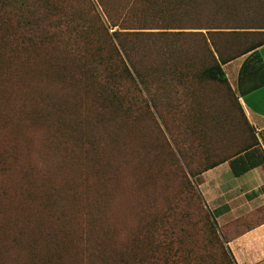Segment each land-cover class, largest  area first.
Here are the masks:
<instances>
[{
  "label": "rangeland",
  "instance_id": "1",
  "mask_svg": "<svg viewBox=\"0 0 264 264\" xmlns=\"http://www.w3.org/2000/svg\"><path fill=\"white\" fill-rule=\"evenodd\" d=\"M60 1L68 10L87 17L84 9L88 7L87 2ZM95 4L99 13L93 9L90 16L93 24L98 25L102 8L97 0ZM258 10L261 12L260 17L264 18V10ZM94 33L101 35L97 27ZM258 38V35L250 34L242 40L250 43ZM225 39L226 50L229 46L232 49V38L225 36ZM125 43L134 57L135 68L132 66V70L136 79H124L120 84V91L122 98L133 94L136 101L131 113L126 111L127 103L119 109L112 126L109 124L113 123L109 121L111 116L103 114L102 105L96 98L98 86H92L86 76L80 81L69 79L72 71L78 67L75 55H68L62 46H57L31 51L28 58L15 57L11 51L13 45L6 37V30L0 25V89L2 92L12 93L11 101H14L15 107L12 111L14 119L7 118L0 124V149L5 155H2V166L0 163V264H6L4 257L10 246L18 248L30 258L25 260V264H88L86 253L77 251V247L80 248L83 243L80 236L74 232L70 234L71 245L64 243L65 252L61 254L60 240H55V234H50L51 231L63 228V225H77L76 228L80 226L82 212L91 210L84 196L80 195L74 202L66 203L69 222L63 224L57 221L48 231L45 226L51 225V218L43 222L36 218L28 221L13 219L18 213L16 202L20 199L19 192L27 184L25 174L32 171L36 173L33 168L45 163L42 162V157L38 161L33 160L34 157L29 159L23 140L17 139H26L27 136L19 130L28 127L31 134L29 141H32L30 146L35 150L40 146L42 136L34 126H26L28 119L34 117L43 126H47L51 137L48 138L50 144L47 141L46 145L54 152V158L71 165L76 164L75 176L82 178L85 176L84 163L91 162L90 156L80 153L81 157L75 152L73 148H78L79 138L76 144L75 136L67 135L70 133L67 128L65 139L68 141L60 142L53 132L59 126L52 123L55 118H64L67 122L65 126L69 127L67 125L76 117L86 115H89L91 125L86 136L92 137L94 133L96 145L101 147L107 140L108 131L118 132L122 147L117 155L131 160L133 170L129 179L133 187L128 198L129 211L132 212L125 223L128 231L110 232V237L129 240L133 237L131 230H138L146 223H164L169 228L175 224L178 229L184 228V231L173 234L169 230L168 235L163 238L168 243V248L163 253L169 256L172 264H232L228 229L215 218L212 198L204 194L200 187L202 173L194 176L189 173V166L192 170H198L204 166L207 158L213 161L232 156L256 139L260 140L258 126L249 120L233 95L237 91L230 81L232 70L226 68L228 63L223 64L229 79L227 84L213 82L203 76V70L213 64L214 59L198 33H187L178 38L171 35H139L132 36L131 41ZM168 54L171 55L170 59L165 57ZM246 56L233 61L242 62ZM49 63L64 65L57 75L66 83L61 89L66 93L63 100L54 104L56 109L60 108L62 111L59 110L53 120L38 110L40 106L36 107L35 103H40L39 99L26 95L24 88L19 91L14 81L16 74L11 70L15 64L23 69H28L27 65L40 69ZM137 70L144 74L150 91L136 74ZM151 89L156 91L151 93ZM11 142L15 146H11ZM32 162L36 164L33 165ZM128 168L129 166H123L122 169ZM49 208L51 209L50 206L45 207L46 210ZM94 212L98 213L97 208ZM106 223L110 224L108 221ZM192 229L196 232L189 233ZM51 236L52 242H49ZM137 236L141 242L161 239L159 235Z\"/></svg>",
  "mask_w": 264,
  "mask_h": 264
},
{
  "label": "trees",
  "instance_id": "2",
  "mask_svg": "<svg viewBox=\"0 0 264 264\" xmlns=\"http://www.w3.org/2000/svg\"><path fill=\"white\" fill-rule=\"evenodd\" d=\"M83 1L88 3V7L84 8L87 17L77 15L74 10H68L60 0H0V25L6 30V37L13 45L11 51L15 57L28 58L31 51L57 46H62L68 55H75L78 67L72 71L69 79L80 81L86 76L92 86H98L96 98L102 105L103 114L111 116L109 121L113 123L109 124L112 126L118 117L119 109L127 103L126 111L131 113L136 101L133 94L122 98L120 91V84L124 79H136L132 70V66L135 68L134 57L125 43L131 41L132 36L154 34L178 38L187 33H198L203 37L204 46L214 59V63L203 70V76L210 81L227 84L229 79L223 64L247 55L238 76L239 93L244 95L264 86V59L259 50L264 46V18L260 17L261 12L258 10H264V0H123L120 3L114 0H97L102 8L98 25L93 24L90 16L93 9L99 13L95 0ZM96 27L100 29L101 35L94 33ZM191 29L198 31H187ZM250 34L258 35L259 38L250 43L242 40ZM225 36L232 38V49L229 46L226 50ZM165 57L170 59L171 55ZM54 59L56 60V57ZM27 66L28 69H23L15 64L11 69L16 74L15 84L19 91L24 88L26 95L39 99L41 102L35 103L36 107L40 106L38 110L53 120L60 110L56 109L54 104L63 100L66 94L61 90L66 83L59 76L60 68H64V65L49 63L40 69ZM136 74L150 91L142 71L137 70ZM153 91L156 90L151 89V93ZM233 95L244 111L238 94L233 92ZM0 97L1 124L7 118L14 119L12 111L15 107L14 101H11V92H2L0 89ZM147 105L149 107V104ZM88 116L76 117L67 125L69 127L65 126L67 122L64 118H55L52 123L48 117L52 124L59 126L56 131L53 129V132L60 142L67 140V128V132L71 133L67 135H74L76 144L79 138L78 148H73L75 152L81 157L80 153L90 156L91 162L84 163L85 176L82 178L75 176L76 164L71 165L67 161L54 158V152L46 145L51 137L47 126H43L34 117L28 119L26 126H34L42 136L41 144L35 150L30 146L32 141H29L31 134L28 127L19 130L27 136L26 139H17L23 140V147L29 159L34 157L33 160L38 161L42 157V162L45 163L33 168L36 163L32 162L31 166L36 173L31 170V173L25 174L28 178L25 180L27 184H24L19 192L20 199L16 202L18 213L13 219L28 221L36 218L43 222L51 218V225L45 226L48 231L57 221L63 224L69 222L66 203L74 202L82 195L87 199L91 210L82 212L80 226L76 228L77 225H63V228L50 232L55 234V240H60L61 254L65 252L64 243L71 245L69 237L74 232L83 241L77 251L86 253L88 264H172L169 256L163 253L168 248V243L163 238L170 231L173 234L184 231V228L178 229L175 224L169 228L164 223H146L138 230H131L133 237L129 240L110 237V232L128 231L125 223L132 212L129 211L128 198L133 187L129 181L133 170L131 160L117 155L122 147L118 132L108 131L107 140L101 147L96 145L94 133L92 137L86 136L87 129L91 126ZM9 144L15 146L14 142ZM3 152L0 149L1 166ZM226 161H230L236 176L262 165L264 149L261 141L256 139L229 157L213 161L207 158L204 166L198 170H192L189 166V173L191 176L204 173ZM186 162L189 164V161ZM123 166L129 168L124 170ZM48 206L51 209L46 210L45 207ZM96 208L98 213L94 212ZM185 231L188 232L186 229ZM190 232L196 230H189ZM138 234L159 235L161 239L141 242ZM52 238L51 236L49 242H52ZM231 258L232 264H237L235 258ZM4 259L6 264H25V260H30L13 246L7 249Z\"/></svg>",
  "mask_w": 264,
  "mask_h": 264
},
{
  "label": "crops",
  "instance_id": "3",
  "mask_svg": "<svg viewBox=\"0 0 264 264\" xmlns=\"http://www.w3.org/2000/svg\"><path fill=\"white\" fill-rule=\"evenodd\" d=\"M259 50L264 59V46ZM244 60L230 62L226 68L232 70V86L249 120L258 126L264 149V86L239 93L238 76ZM202 177L200 187L212 198L215 218L228 229V245L236 263L264 264V163L236 176L230 161H226L205 171Z\"/></svg>",
  "mask_w": 264,
  "mask_h": 264
}]
</instances>
